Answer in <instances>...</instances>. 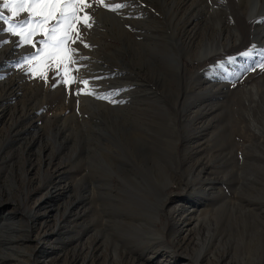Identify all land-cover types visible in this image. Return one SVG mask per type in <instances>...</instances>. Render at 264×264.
<instances>
[{
  "label": "rangeland",
  "instance_id": "rangeland-1",
  "mask_svg": "<svg viewBox=\"0 0 264 264\" xmlns=\"http://www.w3.org/2000/svg\"><path fill=\"white\" fill-rule=\"evenodd\" d=\"M105 2L0 32V264H264V0Z\"/></svg>",
  "mask_w": 264,
  "mask_h": 264
},
{
  "label": "snow or ice",
  "instance_id": "snow-or-ice-1",
  "mask_svg": "<svg viewBox=\"0 0 264 264\" xmlns=\"http://www.w3.org/2000/svg\"><path fill=\"white\" fill-rule=\"evenodd\" d=\"M92 2L93 0H0V32L11 33L19 37L15 42L17 46L30 45L33 48H36L37 44L43 46L36 48V51L24 56L22 61L23 63H29L32 60H36L38 55L43 56L45 67L44 72H41V76L47 81L45 73L48 67L59 69L60 63L63 62L61 60L55 64L50 63L56 60L61 51H66L69 54V63H77L76 60L71 58V54L76 53L78 50L70 47L67 49L63 48L69 40L73 43L79 40L84 44V47H91V45L83 41L76 25L82 22L89 29L93 26L95 21L91 17V14L84 12L85 8L92 7ZM95 2L116 12L128 6L125 3L108 4L105 0H95ZM6 11L10 14L6 15ZM23 12L29 14L23 19H15ZM81 12H84L83 16L80 15ZM51 20H54L55 23L49 25V21ZM2 25H6V27ZM45 25H49V27L45 28ZM73 29H75V33L72 31ZM61 30L62 34L60 38L56 39L57 32ZM38 32H43L45 38L34 41L32 37ZM73 35L75 39H73ZM6 43H8L7 40H0V46ZM45 49H49V51L46 52ZM254 50L255 47L253 46L248 51L242 53V55L250 56ZM80 59H87V57H80ZM18 66L22 67L23 65ZM260 67L264 68V64H261ZM76 70L78 71L79 69L77 68ZM29 71L31 72L33 69L30 68ZM56 75L61 76V72L57 71ZM96 79H102V77H96ZM72 82H75V77L72 78ZM57 83H68V81L61 77ZM80 83L88 85L89 81L81 80ZM56 86V84L53 85V87ZM118 91L110 94H97V98L107 99L111 95L118 94ZM80 92H83V89Z\"/></svg>",
  "mask_w": 264,
  "mask_h": 264
},
{
  "label": "bare ground",
  "instance_id": "bare-ground-1",
  "mask_svg": "<svg viewBox=\"0 0 264 264\" xmlns=\"http://www.w3.org/2000/svg\"><path fill=\"white\" fill-rule=\"evenodd\" d=\"M250 11H252L253 12V10H250ZM252 12H251V14H252ZM253 16L255 15V14H252ZM176 38V37H175Z\"/></svg>",
  "mask_w": 264,
  "mask_h": 264
}]
</instances>
